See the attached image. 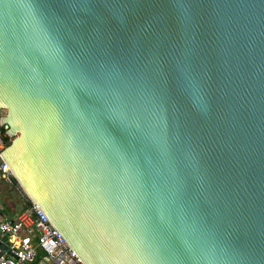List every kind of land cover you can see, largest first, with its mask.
<instances>
[{"label":"water","instance_id":"95a60500","mask_svg":"<svg viewBox=\"0 0 264 264\" xmlns=\"http://www.w3.org/2000/svg\"><path fill=\"white\" fill-rule=\"evenodd\" d=\"M1 125L81 264H264V0H0Z\"/></svg>","mask_w":264,"mask_h":264},{"label":"built area","instance_id":"2783aa9c","mask_svg":"<svg viewBox=\"0 0 264 264\" xmlns=\"http://www.w3.org/2000/svg\"><path fill=\"white\" fill-rule=\"evenodd\" d=\"M1 128L0 154L6 148ZM0 179L12 184L11 172L1 156ZM3 238L8 239L6 250L1 247ZM38 250L53 264H81L35 204L30 203L29 209L14 220H0V264H33Z\"/></svg>","mask_w":264,"mask_h":264},{"label":"crops","instance_id":"0c3cea01","mask_svg":"<svg viewBox=\"0 0 264 264\" xmlns=\"http://www.w3.org/2000/svg\"><path fill=\"white\" fill-rule=\"evenodd\" d=\"M30 207V202L25 198L20 189L14 185L0 179V220H14L20 214L26 212ZM36 242V238L33 237ZM1 247L6 250L8 239L3 238ZM33 264H53L40 251H37V257Z\"/></svg>","mask_w":264,"mask_h":264},{"label":"trees","instance_id":"16d2710c","mask_svg":"<svg viewBox=\"0 0 264 264\" xmlns=\"http://www.w3.org/2000/svg\"><path fill=\"white\" fill-rule=\"evenodd\" d=\"M1 128V127H0ZM2 131H3V134L5 135V143H6V146L10 143V138L6 135V132L3 130V128H1Z\"/></svg>","mask_w":264,"mask_h":264}]
</instances>
